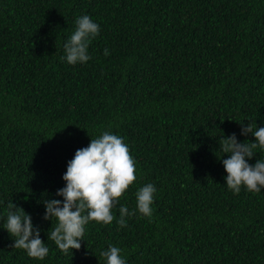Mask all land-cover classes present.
Returning a JSON list of instances; mask_svg holds the SVG:
<instances>
[{
    "label": "trees",
    "instance_id": "16d2710c",
    "mask_svg": "<svg viewBox=\"0 0 264 264\" xmlns=\"http://www.w3.org/2000/svg\"><path fill=\"white\" fill-rule=\"evenodd\" d=\"M87 15L100 25L86 63L63 46ZM109 55H104L105 49ZM264 127V0H0V264H264V189L228 190L219 140L242 122ZM110 132L135 161L136 180L89 222L81 249L60 252L44 220L77 149ZM248 160L264 159V151ZM153 184L152 216L136 192ZM12 201L49 248L39 260L12 248Z\"/></svg>",
    "mask_w": 264,
    "mask_h": 264
},
{
    "label": "clouds",
    "instance_id": "9594fccd",
    "mask_svg": "<svg viewBox=\"0 0 264 264\" xmlns=\"http://www.w3.org/2000/svg\"><path fill=\"white\" fill-rule=\"evenodd\" d=\"M76 29L63 46L61 60L68 64L86 63L90 56L88 48L92 40L99 35L100 25L91 17L84 15L76 19ZM104 50V55H109ZM241 125V135L251 133L255 142H238L235 133L219 140L220 151L228 154L222 160L228 190L239 194L241 187L248 192L258 193L264 189V159H258L254 165L252 159L260 149L264 151V127L254 128L252 123ZM135 161L130 155L123 139L110 132H104L98 138H91L87 147L77 149L74 157L68 161L62 179L65 187L56 192L63 200H45L44 220L57 221L48 232V240L53 241L61 253L67 255L73 249H81L85 226L91 222L111 224L114 217L112 208L119 203V198L136 180ZM156 189L149 183L136 192V209L132 212L126 206H120V219L117 223L126 227L125 217L138 211L145 217L152 216L151 205ZM6 223L3 228L14 237L12 248L24 250L30 258L43 260L49 248L40 237V231L34 227L30 214L17 207L12 201L7 205ZM100 256L106 264H126L121 256V249L109 245Z\"/></svg>",
    "mask_w": 264,
    "mask_h": 264
}]
</instances>
